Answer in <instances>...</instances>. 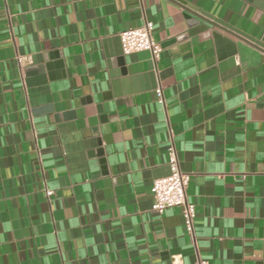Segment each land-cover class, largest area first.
<instances>
[{
    "label": "crops",
    "instance_id": "crops-1",
    "mask_svg": "<svg viewBox=\"0 0 264 264\" xmlns=\"http://www.w3.org/2000/svg\"><path fill=\"white\" fill-rule=\"evenodd\" d=\"M145 21L157 60L118 56L119 33ZM171 146L193 236L180 206L151 210ZM198 258L264 264V9L0 0V264Z\"/></svg>",
    "mask_w": 264,
    "mask_h": 264
},
{
    "label": "built area",
    "instance_id": "built-area-1",
    "mask_svg": "<svg viewBox=\"0 0 264 264\" xmlns=\"http://www.w3.org/2000/svg\"><path fill=\"white\" fill-rule=\"evenodd\" d=\"M152 23L145 21L137 28L127 29L119 33V41L123 53L146 49L150 51L155 61L159 57L161 47L151 36ZM160 103H163V96L160 87L155 88ZM169 174L155 179L151 185L152 203L151 210L162 213L166 208L180 206L184 219L186 232L193 236V221L195 218V206L187 199L186 189L189 175L179 167L178 158L174 147L169 148L168 153ZM51 191H46L49 195ZM197 264H207L205 260L199 259Z\"/></svg>",
    "mask_w": 264,
    "mask_h": 264
},
{
    "label": "water",
    "instance_id": "water-1",
    "mask_svg": "<svg viewBox=\"0 0 264 264\" xmlns=\"http://www.w3.org/2000/svg\"><path fill=\"white\" fill-rule=\"evenodd\" d=\"M248 1H250V2L256 4V5H258L264 9V0H248ZM121 53H122V49H121V45L119 44V48L117 49L116 54L119 56V55H121ZM119 61H121V59H119ZM121 72H122V74H125L124 69Z\"/></svg>",
    "mask_w": 264,
    "mask_h": 264
}]
</instances>
